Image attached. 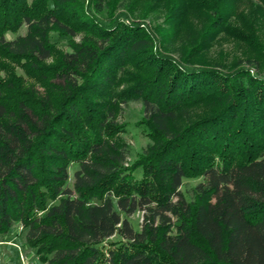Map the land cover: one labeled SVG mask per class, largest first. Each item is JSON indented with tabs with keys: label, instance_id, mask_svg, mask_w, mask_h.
Instances as JSON below:
<instances>
[{
	"label": "trees",
	"instance_id": "obj_1",
	"mask_svg": "<svg viewBox=\"0 0 264 264\" xmlns=\"http://www.w3.org/2000/svg\"><path fill=\"white\" fill-rule=\"evenodd\" d=\"M88 1L0 0V236L42 264H264V72L202 60L220 35L260 53L252 29L226 0ZM137 2L167 28L106 14Z\"/></svg>",
	"mask_w": 264,
	"mask_h": 264
},
{
	"label": "rangeland",
	"instance_id": "obj_2",
	"mask_svg": "<svg viewBox=\"0 0 264 264\" xmlns=\"http://www.w3.org/2000/svg\"><path fill=\"white\" fill-rule=\"evenodd\" d=\"M88 0H81L82 8L87 10ZM225 7L230 10L234 9V13L230 17V21L235 26L248 25L252 33L255 35L257 41L261 45L260 53H257L255 49H247L245 46L237 45L233 40H228L224 35H220L219 40L212 47H210L204 58L202 59L210 65L215 67H232L237 62L243 63L245 67L251 68L250 73L261 74L264 72V1L263 0H226ZM142 4L136 3L135 11L133 13L127 11L124 6L116 5L113 9L106 8V14L111 13L114 16L118 14L127 15V20L138 24L144 30L148 32L162 27L166 29L167 26L163 21L164 15L157 16L154 14H143L141 10ZM26 29L22 28L17 35H24ZM17 35H6L7 40H13ZM52 41L56 44V55L61 52H69L68 41L65 38L56 37L52 35ZM179 53H175L174 57H178ZM246 59L250 60V63H246ZM252 63V64H251ZM257 69L260 71L257 72ZM2 73H0L1 75ZM143 117V111L141 106L137 103L128 104L122 107V113L118 118V124H122L126 127V133L122 135V139L128 145L131 151V157L128 162L131 163L135 158L142 153L148 144V139L145 138L144 133L138 122ZM73 169V168H72ZM73 172V171H72ZM136 175L139 176L138 172ZM135 175V176H136ZM198 180L184 181L182 192L188 199L192 197L191 190L198 183ZM72 184V179H70ZM142 214L137 213L130 217V221L134 226H138L141 223ZM0 264H42L40 260L34 255V251L31 250L25 240L24 233L21 228L15 226L14 229L6 236H0Z\"/></svg>",
	"mask_w": 264,
	"mask_h": 264
}]
</instances>
